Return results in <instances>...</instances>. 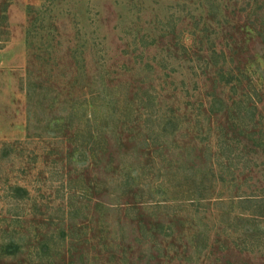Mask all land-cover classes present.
<instances>
[{
  "label": "rangeland",
  "instance_id": "obj_1",
  "mask_svg": "<svg viewBox=\"0 0 264 264\" xmlns=\"http://www.w3.org/2000/svg\"><path fill=\"white\" fill-rule=\"evenodd\" d=\"M0 264H264V0H0Z\"/></svg>",
  "mask_w": 264,
  "mask_h": 264
}]
</instances>
